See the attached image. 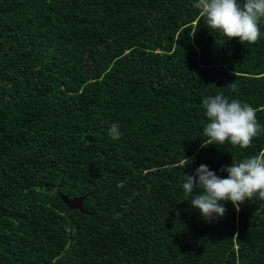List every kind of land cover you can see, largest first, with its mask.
I'll list each match as a JSON object with an SVG mask.
<instances>
[{
	"label": "trees",
	"instance_id": "trees-1",
	"mask_svg": "<svg viewBox=\"0 0 264 264\" xmlns=\"http://www.w3.org/2000/svg\"><path fill=\"white\" fill-rule=\"evenodd\" d=\"M258 26L228 40L193 0H0V264H264V200L206 221L182 187L264 154V131L202 147L207 96L264 126Z\"/></svg>",
	"mask_w": 264,
	"mask_h": 264
},
{
	"label": "clouds",
	"instance_id": "clouds-1",
	"mask_svg": "<svg viewBox=\"0 0 264 264\" xmlns=\"http://www.w3.org/2000/svg\"><path fill=\"white\" fill-rule=\"evenodd\" d=\"M193 7L198 9L199 16L205 18L212 30H219L225 37L238 38L241 43H256L261 36L258 26L264 18V0H193ZM196 29L192 32V37ZM237 90L234 83L228 85ZM201 104L206 110L208 123L203 134L208 138L202 147L215 143L223 145L229 141L232 145L248 148L253 138L264 131L256 117V110L247 103L229 99L222 93L207 96ZM108 134L113 140L121 137L118 123L111 124ZM227 172L222 178L205 164H200L192 175H184L182 187L186 195L200 189L190 205L197 209L206 221L223 217L226 208L224 203L230 201L239 211L245 200L257 196L264 200V154L250 156L240 162L232 161L230 166H221Z\"/></svg>",
	"mask_w": 264,
	"mask_h": 264
},
{
	"label": "water",
	"instance_id": "water-1",
	"mask_svg": "<svg viewBox=\"0 0 264 264\" xmlns=\"http://www.w3.org/2000/svg\"><path fill=\"white\" fill-rule=\"evenodd\" d=\"M58 197L61 200V202L64 203L68 209H76L79 212H84L82 207H81L83 196H81V197L80 196L67 197L66 195L59 192Z\"/></svg>",
	"mask_w": 264,
	"mask_h": 264
}]
</instances>
